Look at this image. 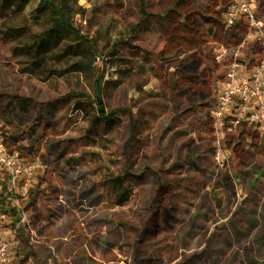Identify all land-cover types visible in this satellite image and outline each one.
<instances>
[{
    "label": "rangeland",
    "instance_id": "1",
    "mask_svg": "<svg viewBox=\"0 0 264 264\" xmlns=\"http://www.w3.org/2000/svg\"><path fill=\"white\" fill-rule=\"evenodd\" d=\"M171 3L147 0L148 11ZM38 4L0 10V116L39 164L34 233L12 264H264V131H225L216 158L221 34L189 54L158 26L134 40L139 0H78L91 50ZM256 8L264 17V0ZM39 36L35 64L27 44ZM95 81L109 111L126 110L110 124L93 126Z\"/></svg>",
    "mask_w": 264,
    "mask_h": 264
},
{
    "label": "built area",
    "instance_id": "2",
    "mask_svg": "<svg viewBox=\"0 0 264 264\" xmlns=\"http://www.w3.org/2000/svg\"><path fill=\"white\" fill-rule=\"evenodd\" d=\"M226 30L241 20L247 29L239 44H220L214 50L215 61L224 70L220 93L211 110L216 136V158H226L222 145L225 131L255 129L264 131V17L256 0H232L223 13ZM250 54L247 55L246 52ZM8 127L0 116V264H12L23 237L33 236L30 209L37 187V161H27L13 151Z\"/></svg>",
    "mask_w": 264,
    "mask_h": 264
},
{
    "label": "trees",
    "instance_id": "3",
    "mask_svg": "<svg viewBox=\"0 0 264 264\" xmlns=\"http://www.w3.org/2000/svg\"><path fill=\"white\" fill-rule=\"evenodd\" d=\"M171 2L172 3L170 7L162 14L163 16L161 17L148 11L147 0H139L141 18L137 24L133 25L131 33L135 35L136 32L146 29L145 24L158 26V28H161V31H163L162 38H164L165 40L168 39V41L175 40L178 49L184 48L182 45H179L180 42H183L188 51H192L189 52V54H192L197 51L196 47H201L199 45L200 43H203L205 45L207 43L206 39H216L219 34H221L224 39V43L222 45L227 47L235 46L240 43L244 33L246 32L247 22L245 20H241L239 24L232 29H225L223 13L229 7L232 0H201V3L204 2V4L201 6L195 4L194 0H171ZM28 3L29 0H0V10L8 11L13 9L15 12L22 11ZM83 12L84 9L78 6V0H62L60 3H57L56 0H39L37 8V13L49 14L54 26L65 30L78 40L85 42L92 50V45L82 35L81 30L74 23L75 17ZM207 12H209L210 15H214V18L213 16H204V14H206ZM51 31L52 29L50 28L48 32ZM237 39H240L238 43ZM134 40H136V35L134 37ZM45 42L46 38L39 36L38 39L27 44V49L34 52L33 59L35 64H40L41 62L39 55L40 51L44 47ZM186 52L187 51L185 50L184 53ZM93 61H95V58L92 59V62ZM91 64L92 63L86 64V67L92 68ZM216 64L218 65L219 70L222 71L224 79L223 68L217 62ZM93 102L97 111V117L93 126L97 125L100 122H103L104 124H110L114 122L116 118H118L117 116L120 113L126 111L121 109H113L109 111L107 109L102 95L101 81H95ZM131 128L132 135L134 136V123L131 124ZM7 130L9 133L8 141L11 149L13 151H19L23 159L30 161L20 149V142H18L16 138L12 137V133L9 128ZM115 181H117V179ZM113 187V189H115V193L117 194L116 204H123L124 200L122 199V195L120 194L127 191V189H125L124 187L122 189H119V186L116 184ZM38 191L39 190L34 193L30 205H32L37 200L36 196L38 195ZM30 205L28 207L29 209Z\"/></svg>",
    "mask_w": 264,
    "mask_h": 264
},
{
    "label": "flooded vegetation",
    "instance_id": "4",
    "mask_svg": "<svg viewBox=\"0 0 264 264\" xmlns=\"http://www.w3.org/2000/svg\"><path fill=\"white\" fill-rule=\"evenodd\" d=\"M119 188V187H118ZM118 188H116V189H118Z\"/></svg>",
    "mask_w": 264,
    "mask_h": 264
}]
</instances>
